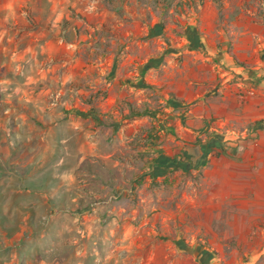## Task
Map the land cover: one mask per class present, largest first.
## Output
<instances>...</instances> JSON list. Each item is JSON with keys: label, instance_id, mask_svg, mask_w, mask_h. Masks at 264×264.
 Returning <instances> with one entry per match:
<instances>
[{"label": "rangeland", "instance_id": "1", "mask_svg": "<svg viewBox=\"0 0 264 264\" xmlns=\"http://www.w3.org/2000/svg\"><path fill=\"white\" fill-rule=\"evenodd\" d=\"M5 1L8 5H0V264H264V213L256 221L228 220L236 209L230 206L231 185H250L256 178L229 167L221 133L179 134L183 151L171 159L180 167L157 174L153 160L166 134L165 117L175 115L170 128L176 129L180 111L164 115L162 105L150 108L160 124L135 114L148 107L128 108L121 101L103 113V125L88 121L87 134H72V150H63L55 134L47 143L40 121L48 112L41 105L75 103L78 112L96 117L95 105L107 98L105 86L96 93L94 80H84L95 72L101 50L110 47L108 41L99 47L98 31L93 32L101 8L118 7L113 36L121 58H142L147 51L140 46H156L159 38L153 36L166 28L177 39L191 38L182 47L205 45L216 55L223 44L210 39L233 33L247 18L264 24V0ZM108 12L103 15L111 21ZM85 24L93 28L83 30ZM85 34L89 41L80 37ZM105 36L109 39L110 31ZM67 41L93 44L64 62ZM52 52L56 55L49 56ZM64 72L77 77L63 84ZM62 87L83 92L64 94ZM201 147L208 149L204 160Z\"/></svg>", "mask_w": 264, "mask_h": 264}, {"label": "crops", "instance_id": "2", "mask_svg": "<svg viewBox=\"0 0 264 264\" xmlns=\"http://www.w3.org/2000/svg\"><path fill=\"white\" fill-rule=\"evenodd\" d=\"M2 3L8 5V1L0 0V5ZM46 10L49 14L52 9L47 7ZM100 10L102 15L96 27L85 24L87 27L82 29L93 28V32L98 31V41L101 42L99 47L103 48L102 42L106 41L110 42V47L101 50L99 58L95 60V72L84 75V80H94L96 93L99 87L105 86L109 94L104 101L95 105L98 111L96 117H92L90 113L78 112L81 107H76L75 103L41 105L40 110L45 111L47 108L48 111L45 119H40L42 126L46 128L44 140L48 143L51 135L55 134L54 139L63 145V150H72L69 144L71 135L87 134V129L83 126L88 121L103 125V113L113 110L115 104L121 101H125L124 104L128 108L150 109L159 104L165 110L162 113L164 115L171 112L178 114L180 111L176 116L179 119V123L175 125L176 129L170 128L174 126L170 121L176 119L173 117L175 115L165 117L169 123L167 122L168 125L161 130L166 131V134L164 133L159 141V155L173 158L178 150L182 152L184 143L179 134L183 132L190 135L196 131L203 135L210 132L221 133L223 142L229 148V167L238 168L241 174L254 175L256 178L250 185H231L230 196L233 198L230 200V206L236 209L229 214L228 220L262 219L264 184L259 182L264 180V24L255 23L246 17L247 20L238 23V28L233 33H223L217 40L210 39L211 44H223L222 53L216 55L209 49L206 52L205 45L182 47L188 44L190 39L187 36L177 39L175 34H170V30L166 28V32L153 36L159 38L156 46L151 48L148 43L140 46L143 51H147L142 58H121L116 54L118 39L113 36L118 29L114 15L118 7L111 8L110 12L107 8ZM103 11L111 14V21L106 20ZM189 28L194 30V27ZM108 31L109 39L105 36ZM80 37L90 40L86 34ZM92 44L86 41L81 45L71 41L62 42L61 58L64 62H72L75 60V52H80L81 49L86 52ZM90 54H93L92 51ZM102 54L105 55L104 58ZM54 55L56 52L49 53V56ZM76 77L74 73L64 72L63 84ZM60 91L64 94L83 92L79 88L65 91L64 87ZM79 105L84 106L83 103ZM70 121L78 124L71 125ZM170 143H174L178 149H173ZM200 149L203 155L202 147ZM188 154H191L190 150ZM244 191L249 194L248 197H244ZM248 207H254L256 214L248 213Z\"/></svg>", "mask_w": 264, "mask_h": 264}, {"label": "trees", "instance_id": "3", "mask_svg": "<svg viewBox=\"0 0 264 264\" xmlns=\"http://www.w3.org/2000/svg\"><path fill=\"white\" fill-rule=\"evenodd\" d=\"M156 34H159L156 33ZM155 34V35H156ZM191 40V38H189ZM194 47L195 44L193 45ZM136 115L138 116H141V115H147L153 119H155L157 122H159L160 124H162L160 121V118L158 117V113L156 111H151L149 109H144L143 112H135ZM208 153V149L206 147H203V155H202V159L204 160L206 155ZM154 165H153V170L155 172H157V174H162V172L164 170H171V169H174V168H179L180 166L177 164V161L175 159H171V158H168V157H163L162 155H158V157H156L154 160ZM203 162V161H202ZM161 170V171H160ZM156 173H150V176L152 178L155 177V175H157Z\"/></svg>", "mask_w": 264, "mask_h": 264}]
</instances>
